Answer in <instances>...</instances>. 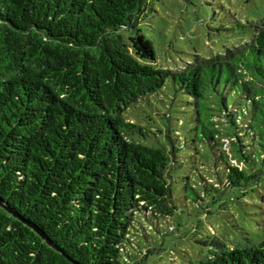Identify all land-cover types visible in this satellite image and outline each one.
I'll return each instance as SVG.
<instances>
[{
  "label": "trees",
  "instance_id": "obj_1",
  "mask_svg": "<svg viewBox=\"0 0 264 264\" xmlns=\"http://www.w3.org/2000/svg\"><path fill=\"white\" fill-rule=\"evenodd\" d=\"M147 2L0 0V203L29 224L0 206V264H127L141 221L174 215L176 132L165 129L168 147L145 146L124 116L168 81L217 152L205 193L241 187L264 162V17L238 45L171 70L148 64L154 46L137 28ZM212 245L191 264H264V240Z\"/></svg>",
  "mask_w": 264,
  "mask_h": 264
},
{
  "label": "rangeland",
  "instance_id": "obj_2",
  "mask_svg": "<svg viewBox=\"0 0 264 264\" xmlns=\"http://www.w3.org/2000/svg\"><path fill=\"white\" fill-rule=\"evenodd\" d=\"M263 17L264 0H148L137 28L154 46L156 59L148 64L175 70L196 54L209 57L238 45L248 38L249 23ZM134 34L122 31L126 38ZM242 102L236 100L235 107H243ZM191 103L168 81L163 91L124 115L127 122L144 129V136H136L143 145L168 147L164 134L168 127L176 132L179 149L172 183L177 211L172 217L141 221L144 231L135 233V249L127 264H191L214 251L215 239L227 247L247 239L255 244L264 240V162L251 166L250 178L241 187L205 193L202 179H212L211 186L219 179L217 152L195 130ZM213 120L216 129L227 134L225 120L218 116ZM222 139L227 145L229 138Z\"/></svg>",
  "mask_w": 264,
  "mask_h": 264
},
{
  "label": "water",
  "instance_id": "obj_3",
  "mask_svg": "<svg viewBox=\"0 0 264 264\" xmlns=\"http://www.w3.org/2000/svg\"><path fill=\"white\" fill-rule=\"evenodd\" d=\"M0 206L3 208V209H5L8 213H10V214H12V212L7 208V207H5L4 205H2L1 203H0ZM15 218H18V219H20L18 216H16V215H14V214H12ZM21 221H23L26 225H28L29 226V224L27 223V222H25L24 220H22V219H20ZM33 229H34V231L51 247V248H53L54 250H56V251H58V252H60V250L58 249V248H56L54 245H52L46 238H45V236L38 230V229H36V228H34L33 227Z\"/></svg>",
  "mask_w": 264,
  "mask_h": 264
}]
</instances>
